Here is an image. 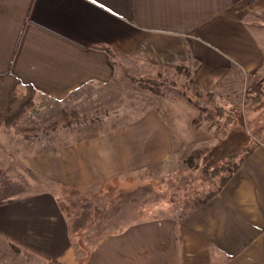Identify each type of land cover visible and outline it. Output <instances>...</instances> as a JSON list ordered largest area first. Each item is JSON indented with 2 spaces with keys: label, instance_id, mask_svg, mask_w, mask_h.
<instances>
[{
  "label": "rangeland",
  "instance_id": "obj_1",
  "mask_svg": "<svg viewBox=\"0 0 264 264\" xmlns=\"http://www.w3.org/2000/svg\"><path fill=\"white\" fill-rule=\"evenodd\" d=\"M263 1L251 0L241 8L244 22L252 23L255 43L225 46L226 52L241 55L236 62L209 56L198 45L185 46L190 54L186 62L164 67L145 52L122 54L121 46L98 45L93 48L114 65L109 87H101L100 80L74 92L19 87V93L32 92V105L16 123L0 125V229L19 204L31 203L44 191L55 197H39L46 204L62 202L68 213L82 209V204L65 201L66 187L48 188V183L72 181L84 169L85 179L97 182V201L90 207L97 210L91 217L98 233L168 222L184 237V264H264V140L259 135L264 131ZM208 105L233 107L238 115L227 124ZM119 133L127 136L124 143L134 155L140 153L141 164L119 169L105 158L102 170L94 169L95 154L103 151L108 157L104 145ZM88 145L101 148L88 150ZM253 148L245 166L235 171ZM79 149L89 151L86 166L76 160L80 169L68 158ZM228 161L229 181L202 204L220 177L203 168L217 169ZM192 229L197 234L186 232ZM251 236L255 240L242 246ZM20 246L0 231V264H37L36 254L16 252L24 249Z\"/></svg>",
  "mask_w": 264,
  "mask_h": 264
},
{
  "label": "crops",
  "instance_id": "obj_2",
  "mask_svg": "<svg viewBox=\"0 0 264 264\" xmlns=\"http://www.w3.org/2000/svg\"><path fill=\"white\" fill-rule=\"evenodd\" d=\"M250 1L0 0V76L12 75L21 82L20 87L45 93L64 87L74 92L99 80L106 87L114 76V65L106 53L93 48L98 45L121 46L122 54L130 49L145 52L142 55L147 59L165 66L186 62L190 54L185 46L204 45L201 50L207 55L236 62L241 55L226 52L225 46L255 43L252 23L244 22L241 15L242 6ZM107 141L108 157L103 151L95 154L99 160L94 169L102 170L105 158L119 169L140 163V153L134 155L135 150L124 143L126 135L114 134ZM96 147L91 145L88 150L101 148ZM87 151L75 150L68 158L80 169L76 160L86 166ZM86 172L81 169L72 181L63 182L66 184L48 183V188L66 187L65 201L82 204V209L75 208L70 214L61 207L62 202L51 205L39 199L51 197L54 192L50 190L31 203L20 201L23 207L19 204L17 213L2 221L3 236L24 248L16 252L36 254L37 264H184V237L168 222L142 223L118 234L98 233L96 218L91 217L97 210L90 207L97 201V182L86 180ZM186 232L197 234L196 229ZM255 237L245 239L242 246L248 247Z\"/></svg>",
  "mask_w": 264,
  "mask_h": 264
},
{
  "label": "trees",
  "instance_id": "obj_3",
  "mask_svg": "<svg viewBox=\"0 0 264 264\" xmlns=\"http://www.w3.org/2000/svg\"><path fill=\"white\" fill-rule=\"evenodd\" d=\"M108 53V52H107ZM166 67V66H164ZM173 70H177V66L172 67ZM178 71V70H177ZM21 86V82L15 78L12 75H3L0 76V125L4 126H10L16 121L22 117L26 113V111L31 107L32 105V92L28 91L26 94H22L18 92L19 87ZM29 89L31 87H28ZM262 93V92H260ZM264 94V93H263ZM258 98V97H256ZM255 98V99H256ZM206 108L208 111L214 113L217 118L224 119L227 124L231 123V118L236 116L235 109L232 108H221L219 106H210L208 105ZM238 115V112H237ZM240 134V133H239ZM263 135L264 140V131L262 133H259V135ZM239 138L241 136L238 135ZM254 151V148L250 151H247L246 155L242 157L239 160V163H237V166L234 168L235 171L244 164L245 160L252 154ZM233 158H229V161ZM228 162H226L222 167L217 169H208L203 168V172L208 174L209 176L217 175L219 177V182L217 185L214 183L215 188L212 189L206 196L202 204H205L207 201L213 199L226 185V183L229 181L230 177L228 174V170L230 167H228ZM222 171V172H221ZM227 173V175H223L224 173Z\"/></svg>",
  "mask_w": 264,
  "mask_h": 264
}]
</instances>
